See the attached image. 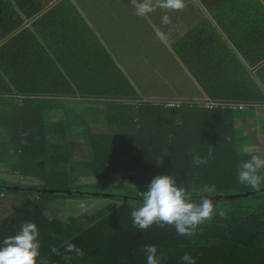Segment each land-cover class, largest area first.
Wrapping results in <instances>:
<instances>
[{
  "label": "trees",
  "instance_id": "16d2710c",
  "mask_svg": "<svg viewBox=\"0 0 264 264\" xmlns=\"http://www.w3.org/2000/svg\"><path fill=\"white\" fill-rule=\"evenodd\" d=\"M206 2L213 19L199 20L174 40L172 50L195 89L218 101L213 109L187 98L174 106L142 100L107 54L82 68V54L55 52L54 60L38 53L42 46L35 36L45 37L39 22L45 20L44 29L56 32L46 21L54 7L28 23L40 13L41 0H0V93L7 96L2 102L11 118L0 120L5 133L0 167L16 169L29 181L0 179V202L9 206L0 219V241L32 221L41 244L37 264L41 259L48 264H147L145 245H156L158 255L164 254L160 264H185L186 252L196 264H264V192L251 193L257 189L236 179L238 164L251 152L243 149L246 130L257 128L264 136V0H218L214 7L216 0ZM80 22L75 14L55 26L73 33ZM77 45L59 50L78 51ZM94 96L104 100L91 102ZM56 109L62 116L49 119ZM23 132L28 135L22 144ZM77 141L84 147L82 157L75 156ZM208 145L214 147V159L193 164L195 155L207 154ZM262 145L252 151H264ZM157 174L173 175L197 202L208 188L217 195L250 193L213 198L215 213L223 209L226 216L214 214L191 238L172 226L153 224L141 231L133 227L130 213ZM56 194L106 202L82 222L79 217L62 221V208L51 204ZM260 197L256 205L241 202ZM48 208L55 210L52 217L43 214ZM65 241L84 255L65 253ZM66 254L70 261L63 259Z\"/></svg>",
  "mask_w": 264,
  "mask_h": 264
},
{
  "label": "clouds",
  "instance_id": "9594fccd",
  "mask_svg": "<svg viewBox=\"0 0 264 264\" xmlns=\"http://www.w3.org/2000/svg\"><path fill=\"white\" fill-rule=\"evenodd\" d=\"M130 3L135 9V15L139 17H147L157 10H163L165 13L161 18L163 25L170 23L168 12L182 11L185 8V0H130ZM155 33L161 41L167 39L161 29L156 28ZM27 135V132L21 134L22 144L27 142L24 139ZM247 155L249 159L238 164L236 179L242 185L258 189L264 182V151L255 150L248 152ZM211 159H214V147L208 145L207 154L203 157L195 155L193 164L204 165ZM213 191L212 188L206 189V194H202L197 202L192 192L177 185L173 175L157 174L146 185V190L140 193L139 206L131 210L132 225L141 231L147 230L153 224L160 228L172 226L178 235L191 238L197 234L200 225L212 220L214 214L226 216L223 209L215 213ZM40 247L37 225L32 221H25L14 234L0 241V264H37ZM62 247L65 253L74 252L78 257L84 255L83 250L70 241H65ZM51 251L60 255L56 247ZM144 251L147 264H160L161 259H166L162 252L158 255L156 245H145ZM63 259L70 261L72 257L66 254ZM181 260L185 264H196L195 258L187 252ZM40 264H48V261L41 259Z\"/></svg>",
  "mask_w": 264,
  "mask_h": 264
},
{
  "label": "crops",
  "instance_id": "0c3cea01",
  "mask_svg": "<svg viewBox=\"0 0 264 264\" xmlns=\"http://www.w3.org/2000/svg\"><path fill=\"white\" fill-rule=\"evenodd\" d=\"M201 1L207 7L208 4L206 1L208 0H201ZM223 1L224 0H221V3ZM41 2L43 5L40 13L34 18L28 20L27 22L31 23L34 19L38 18L39 16L49 13L50 10L54 7L53 11L49 14L46 21H50L51 22L50 24L54 25L56 32L51 29H47V28L44 29L45 20L39 22L38 27L40 26L42 27L41 33H44L46 38L40 36V33L35 36V39L39 40L40 45L42 46V49L37 50L38 53L40 54L45 53L47 55H50L54 60H56V55H59V54H55V52H61L62 55L68 54L70 56H76L77 54H82V58L80 59V61L83 60L82 68H84L86 64L89 65L97 64L98 63L97 58L104 57L106 56L105 54H107L109 58L113 61L116 68L122 74H124V76L129 81V83H131L135 87L138 97L142 98V100L148 99V94L150 93H147V89L145 93H143V88L148 86L150 82L152 83V85L155 84L158 85V83L161 80L158 76H156L155 72L160 71V69L158 67H153L148 70H145V61L132 62L129 61V59L127 58L130 57L131 55V49L127 53H125L124 49L131 48L134 46V48L132 49H134V53H135V48L137 49V45H139L140 42L139 41L140 39L138 40V36L134 39L135 43L132 41L131 44L123 43L120 40L127 38L132 39V31L134 26L133 22H130L127 25V22L123 23L117 21V19L126 16L125 14L127 13V11L125 9L132 6L130 0H41ZM89 4H92L90 8L86 10L82 9V6L87 7ZM218 4L220 3H215L212 7ZM82 10H84V12ZM75 14H77L80 17L81 22L79 24H75L74 26L72 24V26L74 27L73 33L63 32L59 26H55L57 24L62 23L63 16L69 17V16H74ZM131 15H134L133 10ZM38 20L40 21V19ZM146 21L148 22V20ZM197 22H195L192 26H194ZM129 25H132L131 30L128 27ZM126 27H128L129 30L126 29ZM180 34L182 33H179V35ZM77 35L80 39L79 42L76 40ZM157 39L158 38L154 40L152 39L153 43L157 42L156 41ZM77 44L79 45L85 44L91 46L92 48L86 49L84 46H78ZM76 45L79 47L80 50L78 51L71 50L67 53H64L61 50H59V48H64V47L72 48ZM93 53H94L93 56L94 59L90 58ZM139 54H140L139 52L136 53L137 59H139ZM55 63L58 65L59 62L55 61ZM58 68L62 71H65V67H61L60 65H58ZM144 70L146 71L145 75L143 73ZM141 80L143 81L141 82ZM148 89H150V87ZM196 90L198 91L197 88ZM194 96H198L199 98H201L197 100H204L205 98H207L203 95L202 92H200L197 95L194 94L188 95L189 98ZM6 97H7L6 95L0 93V120L4 117L7 118L8 120L11 119L8 114L5 115L6 105L2 102L4 101L3 99H5ZM158 98H162V97L160 96ZM163 98H167V97L164 96ZM174 98H178V97H174ZM89 100H91V102L94 103L95 102L101 103L102 100H104V98L102 96L101 97L94 96V97H89ZM17 102L19 104L22 103L21 96L18 97ZM51 115H56L54 116L55 117L54 119H57L58 117L62 116V109H56L49 116ZM90 115L91 114L87 115L88 118H90L91 116L93 117V115L91 116ZM51 120L53 119L51 118ZM3 130H4L3 127L0 125V136L5 135ZM5 132L8 131L5 130ZM17 198H19L18 195ZM0 203L1 205L5 204L4 201ZM16 203L17 202H14L13 204ZM18 203L20 204V201H18ZM1 205H0L1 207L0 219L4 218L9 213V211L5 209L7 205L3 207Z\"/></svg>",
  "mask_w": 264,
  "mask_h": 264
},
{
  "label": "rangeland",
  "instance_id": "374dc122",
  "mask_svg": "<svg viewBox=\"0 0 264 264\" xmlns=\"http://www.w3.org/2000/svg\"><path fill=\"white\" fill-rule=\"evenodd\" d=\"M221 0H219L220 2ZM218 0H216V3ZM88 4V3H87ZM92 4H89L87 7H83L82 9L86 10L90 8ZM131 7L126 8L127 13L126 16H123L117 19L118 22H127V25L130 22H133V31H132V39H120L121 42L131 44L132 41L135 43V38L138 36L139 45H137V49L134 46L131 48L124 49L125 53H127L131 49L130 57H127L129 61H145V70H148L153 67H158L160 71L155 72L156 76L160 78V82L155 85H152L150 82L148 86L143 88V93H145L147 89L148 99L155 101L157 103H167L168 100H174V97L177 100H183L188 97L189 94L197 95L200 93V89L197 91L195 89V81L192 76L187 72V70L183 67L182 63L176 57L174 51L172 50V43L175 39L184 34L195 22H199V20L203 18L213 19L212 16L214 13H211L210 8H207L205 4L201 0H185V8L182 11L177 12H168L167 14L170 16V23L168 25H163L161 23V18L165 14L163 10H157L154 13L149 14L147 17H139L135 15V9ZM129 9V11H128ZM210 13H209V10ZM84 10H82L84 12ZM132 10L134 15L132 14ZM148 20V22L146 21ZM172 22V23H171ZM150 23V24H149ZM152 23V24H151ZM174 23V24H173ZM131 26L128 27L131 30ZM126 29L129 30V28ZM161 29L165 34L167 39L165 41H161L157 39V42L153 43V40L157 38L155 29ZM179 33H182L179 35ZM146 37V38H145ZM153 39V40H152ZM140 48V49H139ZM139 54V59H137L136 53ZM143 59V60H142ZM128 61V63H129ZM143 71L144 75L146 71ZM147 76V75H146ZM143 80H141L142 82ZM152 85V86H151ZM150 87V89H148ZM198 88V87H197ZM162 98H158V97ZM167 98H163V97ZM181 97V98H180ZM193 102H199L203 105L204 100L198 96L187 98ZM162 104V103H161ZM166 105V104H165ZM168 106V105H167ZM56 114V113H55ZM56 115H51L49 118L54 119ZM247 132V144L244 145V150H254L261 147L262 142H264L263 134H260L257 128H251L246 130ZM75 156L82 157L83 150L82 144L78 141ZM259 146V147H257ZM263 146V145H262ZM264 147V146H263ZM82 150V151H81ZM0 179H5L9 181H21L20 183L26 182L27 179L21 178L19 176V172L14 169L11 171L5 167H0ZM29 183V181L27 180ZM86 190V189H84ZM17 197V196H15ZM21 197V196H20ZM263 198H248L244 199L241 202L251 203L252 205L258 204ZM63 202V203H62ZM102 202H106L104 198H91L86 197L84 200H74L73 198L63 199L61 195L56 194L51 200V204L53 207H60L62 210L58 214V218L62 221H69L70 218L79 217V221H83V216H92V212L95 211L96 206L102 205ZM240 202V201H238ZM82 204V206H80ZM84 204V206H83ZM7 202L3 205L6 206ZM6 210H9V206H6ZM54 209L48 208L43 211V214L47 217H52L54 213Z\"/></svg>",
  "mask_w": 264,
  "mask_h": 264
},
{
  "label": "water",
  "instance_id": "95a60500",
  "mask_svg": "<svg viewBox=\"0 0 264 264\" xmlns=\"http://www.w3.org/2000/svg\"><path fill=\"white\" fill-rule=\"evenodd\" d=\"M50 191H55V190H50ZM58 191H61V190H58ZM256 191H258V192H264V186L262 187V188H259V189H257V190H255V191H252L251 193H255ZM67 192V191H66ZM67 193H69V191L67 192ZM250 192H245L244 194H228V195H217V194H212V199L213 198H221V197H223V198H226V197H228V198H237V197H239L240 195H248ZM201 195H198V197H200ZM138 198V197H137Z\"/></svg>",
  "mask_w": 264,
  "mask_h": 264
},
{
  "label": "bare ground",
  "instance_id": "6f19581e",
  "mask_svg": "<svg viewBox=\"0 0 264 264\" xmlns=\"http://www.w3.org/2000/svg\"><path fill=\"white\" fill-rule=\"evenodd\" d=\"M176 101L178 102V105H179V102H180L181 100H176ZM202 102H203V106L206 107V108H208V109H213V108H215L216 106H218V101H215V100H213V99H206V100H204V101H202ZM206 102H208L209 106H206V105H205ZM195 103H199V102H195Z\"/></svg>",
  "mask_w": 264,
  "mask_h": 264
},
{
  "label": "built area",
  "instance_id": "2783aa9c",
  "mask_svg": "<svg viewBox=\"0 0 264 264\" xmlns=\"http://www.w3.org/2000/svg\"><path fill=\"white\" fill-rule=\"evenodd\" d=\"M165 104L168 105V106H174V105H178V102L177 101L168 100V102L165 103ZM205 105L209 106L208 102H206ZM263 108H264V103H263Z\"/></svg>",
  "mask_w": 264,
  "mask_h": 264
}]
</instances>
